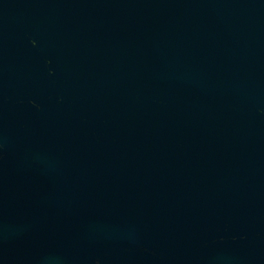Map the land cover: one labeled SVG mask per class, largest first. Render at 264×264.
<instances>
[{
    "label": "water",
    "instance_id": "obj_1",
    "mask_svg": "<svg viewBox=\"0 0 264 264\" xmlns=\"http://www.w3.org/2000/svg\"><path fill=\"white\" fill-rule=\"evenodd\" d=\"M0 264H264V0H0Z\"/></svg>",
    "mask_w": 264,
    "mask_h": 264
}]
</instances>
